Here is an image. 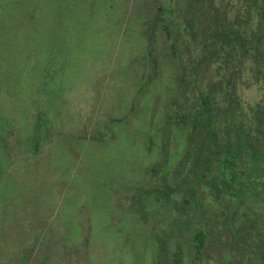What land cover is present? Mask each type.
I'll list each match as a JSON object with an SVG mask.
<instances>
[{"label": "rangeland", "instance_id": "374dc122", "mask_svg": "<svg viewBox=\"0 0 264 264\" xmlns=\"http://www.w3.org/2000/svg\"><path fill=\"white\" fill-rule=\"evenodd\" d=\"M0 264H264V0H0Z\"/></svg>", "mask_w": 264, "mask_h": 264}, {"label": "trees", "instance_id": "16d2710c", "mask_svg": "<svg viewBox=\"0 0 264 264\" xmlns=\"http://www.w3.org/2000/svg\"><path fill=\"white\" fill-rule=\"evenodd\" d=\"M230 152V151H229ZM238 159V160H237ZM228 166H229V169L231 171V179L230 180H233L235 178V176L237 177V167H238V161H241L238 156L236 155H228ZM241 164L239 165V168H240ZM232 182V181H230ZM198 237H201V234L198 236ZM200 240H202V238H200Z\"/></svg>", "mask_w": 264, "mask_h": 264}]
</instances>
